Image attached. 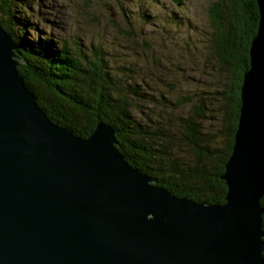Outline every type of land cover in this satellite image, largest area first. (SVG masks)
I'll use <instances>...</instances> for the list:
<instances>
[{
  "label": "water",
  "instance_id": "95a60500",
  "mask_svg": "<svg viewBox=\"0 0 264 264\" xmlns=\"http://www.w3.org/2000/svg\"><path fill=\"white\" fill-rule=\"evenodd\" d=\"M221 179L224 203L171 196L130 166L116 132L49 120L0 26V264H264V0Z\"/></svg>",
  "mask_w": 264,
  "mask_h": 264
},
{
  "label": "trees",
  "instance_id": "16d2710c",
  "mask_svg": "<svg viewBox=\"0 0 264 264\" xmlns=\"http://www.w3.org/2000/svg\"><path fill=\"white\" fill-rule=\"evenodd\" d=\"M113 1L121 12L129 0ZM15 5L22 8L20 0H0L6 17L0 26L16 42L22 59L18 73L50 121L82 139L97 124H107L116 132L118 152L156 186L195 203H224L227 188L221 177L232 152L240 88L257 31L256 0H213L208 51L214 86L172 97L158 86L156 93L140 90L141 84L109 66L99 46L89 52L57 41H17L10 15ZM260 206L264 243V196Z\"/></svg>",
  "mask_w": 264,
  "mask_h": 264
},
{
  "label": "rangeland",
  "instance_id": "374dc122",
  "mask_svg": "<svg viewBox=\"0 0 264 264\" xmlns=\"http://www.w3.org/2000/svg\"><path fill=\"white\" fill-rule=\"evenodd\" d=\"M20 2L10 13L11 32L25 45L48 40L89 52L99 46L109 66L146 93L158 86L170 97L185 96L214 86L208 51L213 0H129L121 12L113 0Z\"/></svg>",
  "mask_w": 264,
  "mask_h": 264
},
{
  "label": "bare ground",
  "instance_id": "6f19581e",
  "mask_svg": "<svg viewBox=\"0 0 264 264\" xmlns=\"http://www.w3.org/2000/svg\"><path fill=\"white\" fill-rule=\"evenodd\" d=\"M5 32V31H4ZM5 34L6 35H9V34H7L6 32H5ZM9 37H10V35H9ZM11 38V37H10ZM15 43V42H14ZM16 44V43H15ZM17 45V44H16ZM18 47V46H17ZM149 178V177H148ZM150 179V178H149ZM163 189V188H162ZM165 190V189H164ZM167 191V190H166ZM168 192V191H167ZM169 193V192H168ZM170 194V193H169ZM171 195V194H170ZM171 196H173V195H171ZM173 197H175V196H173ZM178 198V197H177ZM185 199V198H184ZM210 205H212V204H210ZM213 205H215V204H213ZM221 205V204H220Z\"/></svg>",
  "mask_w": 264,
  "mask_h": 264
}]
</instances>
